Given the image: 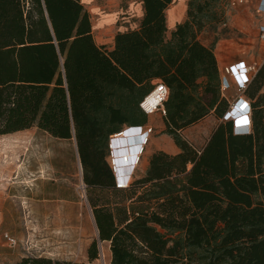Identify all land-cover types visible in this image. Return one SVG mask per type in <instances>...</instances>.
Returning <instances> with one entry per match:
<instances>
[{"label":"trees","instance_id":"trees-1","mask_svg":"<svg viewBox=\"0 0 264 264\" xmlns=\"http://www.w3.org/2000/svg\"><path fill=\"white\" fill-rule=\"evenodd\" d=\"M138 26L97 45L81 0H0V136L36 127L75 140L97 238L110 264H264V61L242 97L249 131L224 119L230 104L212 46L199 39L215 0H189L166 37L175 0H139ZM161 81L164 133L178 149L155 151L142 177L116 189L109 137L142 127L145 87ZM218 119L196 149L181 132ZM25 257L14 264H92Z\"/></svg>","mask_w":264,"mask_h":264},{"label":"rangeland","instance_id":"rangeland-1","mask_svg":"<svg viewBox=\"0 0 264 264\" xmlns=\"http://www.w3.org/2000/svg\"><path fill=\"white\" fill-rule=\"evenodd\" d=\"M135 2L82 0L90 15L96 44L112 49L115 34L121 27L129 28V22L134 20L131 15L137 8ZM257 2L215 0L202 16L199 39L213 47L222 77L225 66L239 62L259 65L264 61L257 33L260 22ZM228 80L230 88L223 95L229 101V113L233 114L244 98L237 92L235 81ZM155 83L154 80L153 84H147L146 91ZM218 123V119L210 115L183 130L181 136L199 149ZM144 126L152 128L153 133L130 182L143 176L156 146L165 151L176 148L164 133L161 112L148 115ZM131 135L127 132L123 140L127 143ZM128 172L123 169L116 181L125 180ZM82 184L85 185L73 138L56 139L36 127L0 136V264H14L25 257L88 263V249L94 240L98 259L92 264H103L102 258L105 264H110L108 245L98 241L89 194L86 189L81 191Z\"/></svg>","mask_w":264,"mask_h":264},{"label":"built area","instance_id":"built-area-1","mask_svg":"<svg viewBox=\"0 0 264 264\" xmlns=\"http://www.w3.org/2000/svg\"><path fill=\"white\" fill-rule=\"evenodd\" d=\"M232 5V4H231ZM256 14L260 19L257 33L258 38L261 43V52L264 55V0H258ZM260 64H251L247 65L244 62L236 63L235 65L225 66L223 68L222 77L221 74V92H226L229 86L228 78H231L236 83V90L239 95L242 97L243 92L249 85L251 79L255 75ZM220 72V71H219ZM228 77V78H227ZM169 91L167 87L161 82L156 81L153 85L150 92L142 99L139 106L141 111L146 115H151L157 112H161L164 115V103L167 101ZM243 98V97H242ZM243 100V99H240ZM243 106L241 110L243 115L240 113L237 116L234 114L227 113L224 119H231L234 121V133L237 134V129H241L240 134H244L249 131V104L245 101H242ZM246 106V107H245ZM245 113V114H244ZM248 113V114H247ZM240 116H246L248 123L247 124H238L235 117L240 119ZM132 132V136L127 138V143L125 140H122L121 135L126 134L127 132ZM153 133V129L147 126L137 127V128H124L117 134H114L109 137L107 149V163L117 178L120 175L124 168H127L129 172L127 173V178L125 180L116 181V189H125L130 183V178L134 170L140 165L142 160L145 147L147 146L149 139ZM136 137L138 139L137 144L134 146V149L131 148L130 140L131 137ZM130 138V139H129ZM118 141H123L122 144H118ZM120 145V146H119ZM125 145V146H124ZM81 191L84 192L86 189L85 185H81Z\"/></svg>","mask_w":264,"mask_h":264},{"label":"crops","instance_id":"crops-1","mask_svg":"<svg viewBox=\"0 0 264 264\" xmlns=\"http://www.w3.org/2000/svg\"><path fill=\"white\" fill-rule=\"evenodd\" d=\"M135 1H136L135 3H136L137 8H136L135 13L131 15V17H134L133 18L134 20L129 22V28L121 27L122 30L119 32L127 31L129 29H134L138 26V23L142 17L143 12H142V7H141L140 1L139 0H135ZM188 1L189 0H175L174 4L170 5L168 7V9L166 10V27H167L166 37H167V35L170 36V33L175 29V27L178 24H181L186 20V11H187ZM81 2H82V0H81ZM128 20H130V19H128ZM219 71L221 72L220 68H219ZM151 84H153V81L151 82ZM131 138H132L130 140L131 148L134 149V146L137 144L138 139L134 136ZM160 150L165 151L162 148H159L156 146L153 149V151L151 152V154L154 153L155 151H160ZM165 152L170 153V154H175L178 152V149L174 148L172 151H165ZM148 161H149V159H148ZM147 166H148V163H147ZM147 166H146V168H147ZM124 169H127V168H124ZM103 243L108 245L107 254L111 255L110 249H109V243H107V242H103Z\"/></svg>","mask_w":264,"mask_h":264},{"label":"bare ground","instance_id":"bare-ground-1","mask_svg":"<svg viewBox=\"0 0 264 264\" xmlns=\"http://www.w3.org/2000/svg\"><path fill=\"white\" fill-rule=\"evenodd\" d=\"M242 101H243V100H241V101L239 102V110H238V109H234V110H233V114L236 115V116H237L239 113H241V111H242V110H241V107L243 106ZM244 114H245V113H244ZM240 118H241V117H240ZM241 119H242V118H241ZM241 119H240V120H241ZM241 132H242L241 129H237V133H241ZM125 135H126V134H123V135H121V136H122V137H123V136L125 137ZM123 139H124V138H122V140H123ZM102 263L105 264L104 261H103V258H102Z\"/></svg>","mask_w":264,"mask_h":264},{"label":"snow or ice","instance_id":"snow-or-ice-1","mask_svg":"<svg viewBox=\"0 0 264 264\" xmlns=\"http://www.w3.org/2000/svg\"><path fill=\"white\" fill-rule=\"evenodd\" d=\"M238 123L239 124H247L248 123V120H247L246 116L244 118H242L240 121H238Z\"/></svg>","mask_w":264,"mask_h":264},{"label":"water","instance_id":"water-1","mask_svg":"<svg viewBox=\"0 0 264 264\" xmlns=\"http://www.w3.org/2000/svg\"><path fill=\"white\" fill-rule=\"evenodd\" d=\"M235 118H236V121H239V118H238V117H235ZM236 121H235V122H236ZM237 123H238V122H237ZM238 124H239V123H238Z\"/></svg>","mask_w":264,"mask_h":264}]
</instances>
